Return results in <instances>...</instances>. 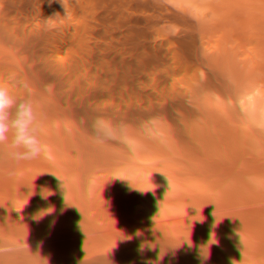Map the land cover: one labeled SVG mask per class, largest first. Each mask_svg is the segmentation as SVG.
I'll return each instance as SVG.
<instances>
[{"label":"trees","instance_id":"trees-1","mask_svg":"<svg viewBox=\"0 0 264 264\" xmlns=\"http://www.w3.org/2000/svg\"><path fill=\"white\" fill-rule=\"evenodd\" d=\"M0 84V264H264V0H0Z\"/></svg>","mask_w":264,"mask_h":264},{"label":"clouds","instance_id":"clouds-1","mask_svg":"<svg viewBox=\"0 0 264 264\" xmlns=\"http://www.w3.org/2000/svg\"><path fill=\"white\" fill-rule=\"evenodd\" d=\"M39 133L40 123L32 103L27 100L18 102L8 87L0 84V145L8 144L9 157L19 163L45 154L48 149L41 142ZM14 250L12 246H0V255Z\"/></svg>","mask_w":264,"mask_h":264}]
</instances>
